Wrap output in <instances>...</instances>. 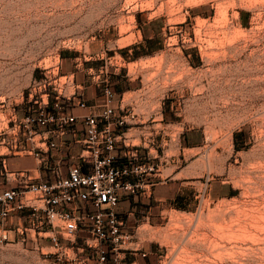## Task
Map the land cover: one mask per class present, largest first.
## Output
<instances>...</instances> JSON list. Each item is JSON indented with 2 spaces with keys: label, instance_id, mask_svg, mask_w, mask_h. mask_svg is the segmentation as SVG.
I'll return each mask as SVG.
<instances>
[{
  "label": "rangeland",
  "instance_id": "374dc122",
  "mask_svg": "<svg viewBox=\"0 0 264 264\" xmlns=\"http://www.w3.org/2000/svg\"><path fill=\"white\" fill-rule=\"evenodd\" d=\"M106 63L118 100L161 120L159 151L177 157L164 173L180 170L174 188L186 196L130 202L127 227L148 252L135 264H200L220 237L228 250L236 239L264 246V230L236 223L264 190V0H0V119L46 75L94 85ZM14 227L0 233V264L58 261L51 241H22Z\"/></svg>",
  "mask_w": 264,
  "mask_h": 264
},
{
  "label": "built area",
  "instance_id": "2783aa9c",
  "mask_svg": "<svg viewBox=\"0 0 264 264\" xmlns=\"http://www.w3.org/2000/svg\"><path fill=\"white\" fill-rule=\"evenodd\" d=\"M111 76L108 63L98 69L102 100L95 104L75 72L46 75L0 119V233L9 239L14 220L22 241L30 233L48 239L54 250L47 255H60L55 264H135L148 254L127 227L120 200L152 196L167 159L144 153L150 140L132 129L143 125L159 151L161 120L140 113L133 100H118ZM15 157L35 164H15Z\"/></svg>",
  "mask_w": 264,
  "mask_h": 264
},
{
  "label": "bare ground",
  "instance_id": "6f19581e",
  "mask_svg": "<svg viewBox=\"0 0 264 264\" xmlns=\"http://www.w3.org/2000/svg\"><path fill=\"white\" fill-rule=\"evenodd\" d=\"M263 183V182H262ZM261 185V183H260ZM264 185V184H263ZM261 187V186H260ZM264 189V188H263ZM260 192L257 194V199L255 200V204L256 205H252V202H249L251 203L250 206L249 205H246V206H249L247 207L248 208V212L244 214L243 218L241 217L240 219L238 218L237 219V222L238 223V227L239 225L241 226V223L243 224V226L245 227L246 226H250L251 227V231H255V230H259L262 231L264 230V190L261 192V190H259ZM258 192V191H257ZM255 194V193H254ZM251 196V195H250ZM245 204V203H244ZM235 205V204H234ZM237 205V203H236ZM241 205V204H240ZM225 208V207H224ZM244 208V207H243ZM246 208V207H245ZM229 209V208H228ZM240 209V208H239ZM218 210H220L218 208ZM222 210V209H221ZM225 210V209H224ZM231 210V209H229ZM236 210V209H235ZM238 210V209H237ZM241 210V209H240ZM226 211V210H225ZM234 211V210H233ZM243 211V210H242ZM228 212V211H227ZM235 212V211H234ZM244 212V211H243ZM226 214V213H225ZM229 214V213H228ZM236 214V213H235ZM234 214V215H235ZM241 214V213H240ZM224 216V214H223ZM223 216H222V220H223ZM232 216V215H231ZM171 217L173 218V220L175 219L176 221H179L180 222V219H181V216H178L177 214H171ZM225 217V216H224ZM219 219V218H218ZM230 219V218H229ZM234 219V216L233 218ZM235 220V219H234ZM234 220L232 222H234ZM228 221V220H227ZM231 222V221H230ZM214 223V222H213ZM215 224V223H214ZM233 224V223H232ZM199 225V224H198ZM226 225V224H225ZM230 226V224H228ZM234 225V224H233ZM234 226H237V225H234ZM228 227V226H227ZM197 228V227H196ZM235 228V227H233ZM240 228V227H239ZM246 228V227H245ZM245 228H240V229H244ZM248 228V227H247ZM236 229V228H235ZM250 228H248V233L250 232L249 230ZM243 230V235L246 233L245 230ZM234 231H237V230H234ZM242 231V230H240ZM239 232V230L237 231ZM236 232V233H237ZM258 232V231H257ZM258 232V233H259ZM233 232H231L232 234ZM235 233V232H234ZM233 233V234H234ZM240 233V232H239ZM247 235H252L253 232H250V234ZM258 233H257V237H258ZM261 233V232H260ZM264 234V232H262ZM255 234V233H254ZM236 235H239V234H236ZM219 236V235H218ZM224 236V235H223ZM230 236V235H229ZM254 236V235H253ZM250 238L254 240V238ZM183 237V236H182ZM226 237V236H225ZM256 237V236H255ZM256 237V238H257ZM261 237V236H260ZM259 237V238H260ZM186 238V237H185ZM215 238V237H214ZM224 237H220L218 239V241H216V243L210 248L211 250H209L210 254L209 256H204L201 260V263L199 261L200 264H252L251 263V260L252 262H254L255 264H264V246L261 245V246H254L256 244V239L255 241H251L252 243L250 244H246L245 241V245H243L242 243H240L239 245V242H237V239L234 240L235 242H233L231 244V246H229L231 248V250H228V245L227 243L223 240ZM228 238V237H227ZM231 238V236H230ZM235 238V236H234ZM233 238V239H234ZM242 238V237H240ZM239 238V239H240ZM244 238V237H243ZM247 238V237H246ZM264 237H262L263 239ZM261 239V238H260ZM185 240H188V239H185ZM231 240V239H230ZM228 239V241H230ZM246 240V239H245ZM264 240V239H263ZM241 241V240H239ZM188 242V241H187ZM193 242V241H192ZM260 241L258 240L257 243H259ZM229 243V242H228ZM263 243V242H262ZM242 244V245H241ZM260 244V243H259ZM199 246V245H197ZM242 249V251H241ZM243 250H248V251H251V253H253L254 256H250V257H253L251 260L249 258V256L247 255V252H243ZM254 251V252H252ZM250 253V254H251ZM249 254V255H250ZM248 256V257H247ZM206 257V258H205ZM201 259V258H200ZM199 259V260H200ZM175 264V263H174Z\"/></svg>",
  "mask_w": 264,
  "mask_h": 264
},
{
  "label": "crops",
  "instance_id": "0c3cea01",
  "mask_svg": "<svg viewBox=\"0 0 264 264\" xmlns=\"http://www.w3.org/2000/svg\"><path fill=\"white\" fill-rule=\"evenodd\" d=\"M249 22V16L247 15L246 12L241 13V23H248ZM81 84H83L85 86L84 92H85V97L91 102V103H95V104H99L100 101L102 100V96L100 94V90L98 89V87L93 83L87 82L85 81H79ZM116 87V86H115ZM117 91L119 93L123 92V89L120 90V88H117ZM126 92V91H124ZM75 112L82 114L85 113L86 110L85 109H79V108H75L74 109ZM154 125V124H153ZM144 126L143 125H139L138 127L133 128L132 130L134 131V135L135 138L136 137H140L144 136L145 140H150L145 142L146 147L143 148V152L146 153L148 156L150 157H155V158H161V160L167 159L166 163L162 166V171L159 173V175L156 177L157 183L154 186V196L157 200L159 201H165L167 200L169 197L173 196V194L176 193V198L178 200H185L186 196L184 192H179V190L177 189L175 192V188L177 186V184L179 183V179H181V177L178 175V173L180 172V170H176V168H173L172 171H170L168 174L164 173V170L166 168L169 167H173V165H175V163H172V161L176 160L177 157H174L173 154V158L170 159L172 156H170L169 158H167V156L162 155V153H160L153 145H152V137H150L147 134L142 133V128ZM191 144H187L185 146H183V150H185L186 148H191ZM24 158V157H22ZM31 158V157H30ZM15 164H20L15 162ZM186 182L185 180H181L180 183H184ZM172 190H174L172 192ZM136 199H127V198H122L120 200V209L122 212H124L127 207H129L130 202L135 201ZM144 247V245H143ZM144 249L146 250V248L144 247ZM140 256V255H139Z\"/></svg>",
  "mask_w": 264,
  "mask_h": 264
}]
</instances>
